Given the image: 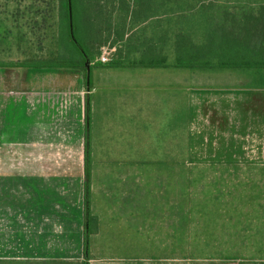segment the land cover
<instances>
[{
    "label": "crops",
    "instance_id": "crops-1",
    "mask_svg": "<svg viewBox=\"0 0 264 264\" xmlns=\"http://www.w3.org/2000/svg\"><path fill=\"white\" fill-rule=\"evenodd\" d=\"M120 5V1L114 4L117 10ZM164 13H158L156 19L142 8L132 17L114 14L127 30L123 31L121 24L105 31L116 36L112 58L122 54L125 66L98 65L94 60L89 79L81 68L42 70L59 77L47 81L48 87L28 89L27 97L18 101L23 112L22 137L17 142L20 152L16 155L23 164L19 167L27 177L60 175L70 178L71 187L74 182L81 187L83 199L80 206L76 205L78 213L72 215L69 204L70 212L60 216L76 220L70 229L72 238L76 236L84 244L86 169L94 197L95 192L109 187L136 190L140 171L149 167V177L165 178L166 192L172 200L176 198V209L182 210L184 218L186 162H191L187 173L192 186V240L197 251L201 246L206 251L196 260L264 264V70L179 67L172 54L166 58V66H144L152 51L159 54L169 50L164 34L170 29L168 20L173 14ZM150 21L155 24L136 32L139 24ZM105 31L102 28L100 37ZM117 32L125 35L119 37ZM160 58L162 54L157 56ZM63 71H70L68 86L58 74ZM86 94L91 100L88 153ZM188 137L192 145L186 141ZM9 157L0 153V160ZM2 170L0 167V173ZM42 215L33 211L31 217L19 220L22 247L17 253H2L0 257L80 259L84 254L80 241V252L72 254L36 250L35 243H29L36 239L39 224L52 223L42 221ZM99 229L90 235V247ZM38 237L41 239V234Z\"/></svg>",
    "mask_w": 264,
    "mask_h": 264
},
{
    "label": "rangeland",
    "instance_id": "rangeland-1",
    "mask_svg": "<svg viewBox=\"0 0 264 264\" xmlns=\"http://www.w3.org/2000/svg\"><path fill=\"white\" fill-rule=\"evenodd\" d=\"M212 1L216 17L227 15L232 19L231 25H228L230 33H227L229 38L232 36V44L240 41L249 43L256 38L260 39L264 44V0ZM57 4L55 0H46L44 2L40 0H0V58L23 57L16 48L19 41L13 38L20 31L21 36L27 34L21 41V46L30 50L31 54H35L39 43L33 30L37 31L42 27V12L45 11H49V15L43 28L48 29L49 39L47 49L41 55L47 57L55 56L57 54L55 37L60 28ZM107 4H109V7ZM107 4L105 6V13L107 10H112L115 3L114 0H109ZM154 7L157 11L153 10L152 17H155L162 11L164 13V10L166 11L167 9V5H161L160 1ZM19 8L28 9L27 18H19ZM164 14L167 15L166 13ZM164 18H168V16ZM82 19L84 17L80 14L77 2L75 29L79 40L84 44ZM37 20L39 23L37 26H34ZM26 22L28 25L23 27L22 24ZM154 24L153 21L139 24L136 32H142L145 26ZM88 26L91 27V24H87ZM102 27L105 31V26ZM9 28H13L14 30L11 39L6 37V29ZM256 34L257 37L251 38V36H255ZM113 35L106 31L102 33L100 40H102L104 46L98 50L95 62L100 61L103 56L110 59L115 54L116 49L112 45L116 40V36L114 37ZM248 37L251 39H247ZM59 44L60 48L66 53L72 56L75 54L73 48L66 40L65 33ZM44 69L60 70L62 68ZM44 69L0 67V153L10 155L7 160H0V167L3 169L0 173V254L6 253L11 255L18 252V247H22V241L19 240L22 238V235L19 232L23 228L19 224V220L22 221L23 218L31 217L33 211L38 213V215L43 214L41 216L42 221L48 220L52 222V225L45 222L39 224L36 227V239L28 240L29 243H35L34 247L36 250L42 248L53 253H58L61 250H65L71 254L77 253L80 252L78 247L79 241L81 247H84V244L81 240L78 241L76 236L72 238L74 235L70 229L76 220L72 221V219L60 216V214L70 212L71 206L69 204L72 205V215L78 213L76 205L79 203L80 206L83 199L81 187L79 186L78 188L75 182L71 187L70 178L60 175L53 177L40 176L37 178L27 177L26 171L19 167L22 162L16 158L17 152H20L17 148V142L22 137L20 129L23 117L22 110L18 109V101L27 97L26 92L28 89L37 90L41 89L42 86L48 87L49 82L47 81L58 80L59 77L58 75L43 73L42 70ZM73 69L75 68H69L68 70ZM262 70L264 69L259 68V71ZM69 72L63 71V73H58L63 75L62 78L60 77L63 79V85L68 86L71 83L72 78L67 75ZM50 87L53 88L54 85L52 84ZM191 131L189 130V133H191L190 136L192 137ZM188 138L186 141L188 140L191 143L190 145H192L191 138ZM142 141L144 140L142 139ZM144 145H140L143 150ZM42 150L44 151V149ZM189 151H192V148ZM189 169H191V162H186L184 218H182V210L180 208L176 209V198L174 197L172 200L171 194L166 192L167 188L164 185L165 178L162 176L149 177V167L143 168L140 171L142 176L139 178L140 181H138L136 190L129 189L128 187L125 190H120L117 187L118 190H116L114 189L115 187H109L105 191L95 192L94 197L91 193L90 201L93 202L92 212L97 217V222L99 223L94 232L98 231L99 226L100 229L99 235L93 236V247H90L89 264L211 263L196 260L198 254H203L206 251L203 250L202 246L199 247L200 251H197L195 249V242L192 240L194 220L191 175L189 177L187 173ZM62 185L64 189H62ZM65 202L68 206H64L63 208L62 204ZM47 215L48 217H46ZM61 225H64L66 229L64 227L61 228ZM25 227L27 228V226ZM38 233L41 234V239H39ZM207 248L209 249V247ZM209 250L211 251V249ZM0 258L21 259L29 262L26 264H38L37 262L63 264L66 260L83 262L85 255L81 254L80 259L56 257L24 258L22 256ZM217 259L224 260L223 258ZM220 262L219 264H223Z\"/></svg>",
    "mask_w": 264,
    "mask_h": 264
},
{
    "label": "trees",
    "instance_id": "trees-1",
    "mask_svg": "<svg viewBox=\"0 0 264 264\" xmlns=\"http://www.w3.org/2000/svg\"><path fill=\"white\" fill-rule=\"evenodd\" d=\"M44 2L46 0H40ZM57 1V9L60 17L59 30L55 37L57 54L55 56H43L41 53L47 49V42L49 39L47 28H43L47 22L49 11L42 12L41 18L42 27L37 31L33 30L37 36L38 47L35 54H31L30 50L21 46V41L27 34L21 36V31L17 32L13 38L19 42L16 45L17 51L22 58H0V67H22V68H81L88 70L86 62L89 59L92 66L96 59L98 50L104 46L100 40V33L102 26L107 30H113L119 25H123V31H126L125 23L119 22L114 14L116 11L123 16H134L137 14L138 9H147V15L157 11L154 7L158 1L161 5H167L166 14H173V18H169L168 26L170 29L164 34V38L169 41V50L165 52L162 50V58L157 59L159 54L156 50L152 51V58L149 62H143L146 67H162L166 66V58L170 54L175 57V65L186 68H260L264 69V44L260 39L256 38L252 42H238L232 44V36L229 38L227 33L229 31L232 19L227 15H214V3L212 0H114V3L120 1V8L114 6L113 9L107 10L105 13V6L109 0H71L72 5V19L74 26V35L77 39L76 43L71 34V19H70V1L69 0H55ZM130 1V2H129ZM77 2L79 4L80 14L83 15L82 19V34L84 36V44L81 43L77 36L75 29V9ZM42 5V4H41ZM109 7V4H107ZM81 7V8H80ZM139 7V8H138ZM50 10V9H49ZM84 10V11H82ZM28 9H18L20 17L27 18ZM107 14V15H105ZM117 14V13H116ZM115 14V15H116ZM117 14L116 16H118ZM108 16V18H106ZM254 17V16H251ZM19 20V19H18ZM179 22V23H177ZM39 21L35 22L37 26ZM91 27H87V24ZM134 24V22L132 21ZM249 23V22H248ZM27 22L22 24L26 27ZM178 26V27H176ZM19 27V26H18ZM13 28L6 29V37L12 38ZM65 31V32H64ZM65 33L67 42L73 48L75 54L72 56L60 48V41ZM125 33V32H124ZM124 33H115L121 37ZM257 37L251 36V38ZM247 38V39H251ZM230 43V45H229ZM83 51L80 49V47ZM114 45V44H113ZM112 45V46H113ZM96 51V52H95ZM156 56V57H154ZM122 54L119 58H110L107 62L97 61L98 65H106L111 67L125 66L126 64L121 60ZM161 60V62H157ZM85 123H86V142L85 151L89 152L90 149V123H91V100L89 94H86L85 99ZM91 176L90 172L86 169L85 174V189H84V214H85V238H84V255L85 260L78 262L75 260H66L63 264H89L90 260V235L97 227V218L91 211ZM28 261L21 259L0 258V264H26ZM38 264H50L51 262H37Z\"/></svg>",
    "mask_w": 264,
    "mask_h": 264
},
{
    "label": "water",
    "instance_id": "water-1",
    "mask_svg": "<svg viewBox=\"0 0 264 264\" xmlns=\"http://www.w3.org/2000/svg\"><path fill=\"white\" fill-rule=\"evenodd\" d=\"M69 1H70V19H71V28H70V30H71V34H72V37H73L74 41L76 43H78L77 42V39H76V37L74 35V26H73V19H72V5H71V0H69ZM79 47H80V45H79ZM80 49L83 51V49L81 47H80ZM86 66H87V70H88V79H89L90 78V73H91V65H90V60L89 59L86 62Z\"/></svg>",
    "mask_w": 264,
    "mask_h": 264
},
{
    "label": "built area",
    "instance_id": "built-area-1",
    "mask_svg": "<svg viewBox=\"0 0 264 264\" xmlns=\"http://www.w3.org/2000/svg\"><path fill=\"white\" fill-rule=\"evenodd\" d=\"M109 60V57H106V56H103L102 58H101V61L102 62H107Z\"/></svg>",
    "mask_w": 264,
    "mask_h": 264
}]
</instances>
